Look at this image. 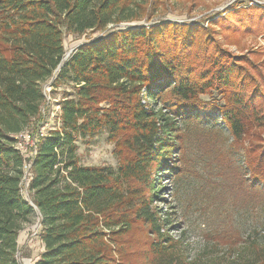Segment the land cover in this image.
<instances>
[{"label": "trees", "instance_id": "trees-1", "mask_svg": "<svg viewBox=\"0 0 264 264\" xmlns=\"http://www.w3.org/2000/svg\"><path fill=\"white\" fill-rule=\"evenodd\" d=\"M163 3L0 0V264H20L18 237L35 214L32 231H40L44 252L33 264H264V244L235 228L208 235L211 249L188 257L181 239L162 232L169 221L152 208L163 179L177 169L175 119L194 120L201 109L218 112L232 145L243 149L233 168L239 174H230L239 180L233 208L264 207V150L242 145L248 130L264 128L263 70L247 69L244 56L228 52L212 22L206 30L130 27L160 16ZM87 32L106 33L65 59L64 34ZM47 83L52 93L68 90L57 104L59 126L37 140L34 208L20 193L24 158L15 143L42 122ZM210 88L225 94L224 109L197 102ZM104 132L117 168L80 165L78 142ZM136 228L148 232L147 250L143 240L127 238ZM218 245L227 253L213 255Z\"/></svg>", "mask_w": 264, "mask_h": 264}, {"label": "rangeland", "instance_id": "rangeland-1", "mask_svg": "<svg viewBox=\"0 0 264 264\" xmlns=\"http://www.w3.org/2000/svg\"><path fill=\"white\" fill-rule=\"evenodd\" d=\"M159 12L160 16H156L151 22L141 21L129 25L148 27L157 23H178L206 30L212 22L210 24L215 37L228 52L244 56L247 69L255 71V68L261 67L264 73V0H164L163 5L159 6ZM120 27L128 26L122 24ZM113 29L109 26L107 31ZM105 33L87 32L80 37L64 34V58H68L73 50L87 40L101 37ZM198 37L200 38L198 33H195L197 43ZM43 89L46 93V105L38 129L44 127L43 132L47 135L50 130L59 126L60 112L57 104L62 98V92L68 88L62 87L52 93L50 83H47ZM224 98L222 91L210 88L203 95H198L196 100L224 109ZM173 106L172 109H176L178 104ZM195 116L194 120L175 119L180 128L177 154L174 155V166L177 169H174L169 178L163 179L161 200L152 205L153 209L169 221L162 232L181 239L188 257L201 255L203 251L211 249L214 241L207 240L206 237H214L229 228H235L242 236L255 237L264 244V207L233 208V204L240 199V195L234 190L239 180L234 176L230 178V174H239L233 168H237L241 162L243 149L232 145V138L218 112L201 109L196 111ZM250 133H255L256 137H250ZM107 138L108 135L104 132L78 142L80 165L110 166L116 169L119 160L114 155L113 144ZM242 145L252 146L258 154L263 151L264 128L248 130L247 140L242 141ZM154 174L152 169L151 176ZM142 194L148 198V192ZM37 219L35 214L31 225H27L18 237L20 264H33L44 252L40 231H32L33 226H38ZM148 236V232H140L136 228L127 238L132 242L143 240L147 250ZM225 253L226 248L218 245L212 254L221 256Z\"/></svg>", "mask_w": 264, "mask_h": 264}, {"label": "built area", "instance_id": "built-area-1", "mask_svg": "<svg viewBox=\"0 0 264 264\" xmlns=\"http://www.w3.org/2000/svg\"><path fill=\"white\" fill-rule=\"evenodd\" d=\"M42 126V125H41ZM44 127H40L37 131H27L17 137L15 143V149L24 158V163L22 166V177L20 181V193L26 202L30 206L34 207L31 201V192L29 189V184L32 180V162L36 157L37 151V140L38 138H43L46 133L43 132ZM35 208V207H34Z\"/></svg>", "mask_w": 264, "mask_h": 264}]
</instances>
